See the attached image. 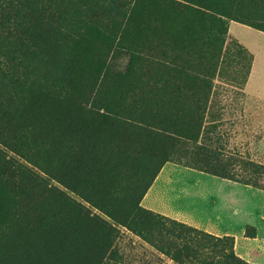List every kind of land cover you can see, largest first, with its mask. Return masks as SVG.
<instances>
[{"label": "rangeland", "instance_id": "1", "mask_svg": "<svg viewBox=\"0 0 264 264\" xmlns=\"http://www.w3.org/2000/svg\"><path fill=\"white\" fill-rule=\"evenodd\" d=\"M90 1L0 0V264H191L145 212L264 264V190L212 174L264 184L222 105L254 57L264 92L258 0Z\"/></svg>", "mask_w": 264, "mask_h": 264}, {"label": "trees", "instance_id": "2", "mask_svg": "<svg viewBox=\"0 0 264 264\" xmlns=\"http://www.w3.org/2000/svg\"><path fill=\"white\" fill-rule=\"evenodd\" d=\"M109 1L110 0H106L105 2L109 3ZM93 2V0L90 1V3L92 4ZM33 3L35 2L33 1ZM254 4L258 6V8L254 9V11L250 10L251 15L250 18L246 20V23H248L253 29L264 32V0H258V2ZM218 11L220 10L218 9ZM228 11L229 9H227V12ZM51 16L53 15L47 17V20L44 22L41 19L33 16H27L25 18L23 16L20 18V22H23L26 26L31 25V23H33L32 26L47 25L49 22H51L49 20L53 18ZM90 54L94 58L97 56H102V53H98L96 49H91ZM28 80L30 79L27 76L22 77L21 80L15 79V81H17L19 84H24L26 86H29ZM14 84H16V82ZM25 97L27 96L25 95ZM166 139L170 140L169 137H167ZM3 157L4 156L0 153V163L2 165L4 163V166L10 165L6 161H2ZM213 159L218 160L219 157L213 156ZM227 163L229 164V161ZM17 166L18 163L16 162L13 164L12 168H15ZM252 166L255 167L257 173L264 174V165ZM11 171H9V173H7V171L3 173H7L8 175H10ZM26 173L31 177H35L33 174H30L28 172ZM212 174L225 180H229L245 186H250L255 189L264 190V184L258 183L257 181H243L242 179L235 178V176L233 175L229 176L222 172L220 173L214 171ZM145 213L147 214L151 222H153L152 224L156 228H160L164 233H166V235L171 236L173 237V239H175L176 243L170 242L171 247L169 248L175 252V256H183L186 259H189L191 264H251L238 258L235 255L233 251L234 239L231 237L215 238L209 235H204L203 233L198 232L195 229L187 228L175 223L166 222L164 219L152 216L149 212Z\"/></svg>", "mask_w": 264, "mask_h": 264}, {"label": "crops", "instance_id": "3", "mask_svg": "<svg viewBox=\"0 0 264 264\" xmlns=\"http://www.w3.org/2000/svg\"><path fill=\"white\" fill-rule=\"evenodd\" d=\"M247 51L251 53L249 50ZM254 69L255 57L252 68L247 76V80L243 83L241 89H237L238 98L230 100L231 102L222 99V105L235 107L234 112L236 113L234 116L232 115L233 113L231 115L228 114L227 118L223 116L224 120H227V122H225L228 128L226 130L227 136L231 138L229 143L227 142V151H230L231 149L233 151L235 148H238L239 150L240 148L246 149V143H244L246 141H243L242 138L252 136L256 139V142L253 143L254 151L259 148L260 152L264 153V92L261 91L259 84L257 86L253 83ZM230 116L234 118L233 121ZM234 138H237V141H239L237 144L235 143ZM233 143L235 145H233ZM204 181H209L212 184L214 183V180L211 179H205ZM221 184L227 186L230 185L228 182H223ZM261 220L264 222V216Z\"/></svg>", "mask_w": 264, "mask_h": 264}]
</instances>
